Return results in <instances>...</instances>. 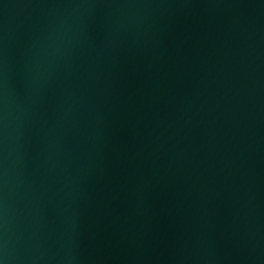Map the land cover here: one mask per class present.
Instances as JSON below:
<instances>
[{"label": "water", "instance_id": "1", "mask_svg": "<svg viewBox=\"0 0 264 264\" xmlns=\"http://www.w3.org/2000/svg\"><path fill=\"white\" fill-rule=\"evenodd\" d=\"M0 264H264V0H0Z\"/></svg>", "mask_w": 264, "mask_h": 264}]
</instances>
